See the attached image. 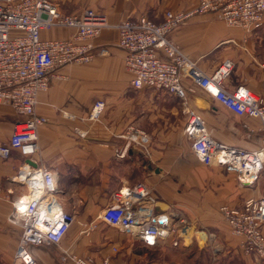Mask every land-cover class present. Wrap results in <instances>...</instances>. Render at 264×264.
Instances as JSON below:
<instances>
[{"label":"crops","instance_id":"1","mask_svg":"<svg viewBox=\"0 0 264 264\" xmlns=\"http://www.w3.org/2000/svg\"><path fill=\"white\" fill-rule=\"evenodd\" d=\"M50 1L64 14L82 16L90 10L104 16L111 27L87 43L111 48L108 55L95 54L89 64L60 68L50 89L38 97L36 112L47 123L38 132L35 160L55 173L60 203L75 221L60 244L30 247L36 263L75 264L72 258L81 257L92 264H103L105 259L127 264L120 253H113L114 247L126 243L147 250L163 245L165 241L147 246L101 219L113 192L139 183L152 190L158 202L156 212H188L193 220L210 221L209 225L216 228L210 235H224L228 246L258 259L243 252V238L233 233L221 208H239L249 199L263 198L264 171L252 184L245 185L239 173L203 164L184 131L186 110L190 109L206 121L215 140L253 150L262 138L260 121L236 115L187 78L183 79L189 92L186 108L166 91L134 89L132 75L125 68L126 53L115 46L119 39L115 26L121 22L146 17L161 23L167 11L188 12L198 0ZM75 35L76 30L71 28L42 32L44 40H70ZM169 38L208 74L231 61L233 70L225 89L233 91L244 85L264 100V25L247 33L228 26L215 14L196 15ZM99 100L105 102V110L92 121L90 115ZM19 119L15 111L0 106V145L9 142ZM132 133L148 138L146 149L124 138ZM125 149L126 156L119 157L118 152ZM25 162L18 151L8 159L0 158V264L12 263L20 241L21 228L11 216L14 201L29 193L18 176ZM90 225L96 228H88Z\"/></svg>","mask_w":264,"mask_h":264},{"label":"built area","instance_id":"2","mask_svg":"<svg viewBox=\"0 0 264 264\" xmlns=\"http://www.w3.org/2000/svg\"><path fill=\"white\" fill-rule=\"evenodd\" d=\"M204 14H215L228 26L251 32L264 25V0H198L188 12L167 11L161 23L145 17L127 19L115 26L119 32L115 46L126 53L125 68L132 75L134 89L166 91L186 108L189 92L183 79L187 78L236 115L260 121V146L249 150L215 140L203 118L186 110L184 132L197 158L207 166L239 173L242 183L250 185L264 171V100L244 85L233 91L225 89L224 83L233 70L231 61L208 74L169 38L188 19ZM109 27L102 15L90 10L82 16L65 15L50 0H0V106L20 117L13 125L9 142L0 145V158L8 159L18 151L26 160L18 176H24L22 181L29 187L28 195L13 203L11 219L20 226L21 236L11 264H37L30 247L60 244L75 221L60 203L55 173L35 160L38 132L47 123L37 114L36 106L39 95L50 89L60 68L88 64L95 54H109L110 45L95 48L87 43ZM54 28L75 29L76 35L70 40H44L42 32ZM104 110L105 102L97 101L90 120L97 121ZM124 138L147 148L148 138L143 133ZM126 149L118 156L125 157ZM157 203L152 190L143 183L123 187L112 193L101 219L138 237L147 246L155 247L172 236L178 243L179 232H186L187 219L156 212ZM221 212L233 233L243 238V252L264 260V197L249 199L239 208L223 206ZM72 259L75 264H92L85 258ZM103 264L114 263L105 259Z\"/></svg>","mask_w":264,"mask_h":264},{"label":"rangeland","instance_id":"3","mask_svg":"<svg viewBox=\"0 0 264 264\" xmlns=\"http://www.w3.org/2000/svg\"><path fill=\"white\" fill-rule=\"evenodd\" d=\"M205 124L213 137L206 121ZM182 214L187 219L188 226L186 232H179L181 238L178 243H175L177 242L175 236L166 240L163 245L147 250H141L135 244L127 245L123 243L119 247H114L113 253H120L122 260L127 264L130 262H133V264H264V260H261L258 256V259L247 257L235 246H228L224 235L218 237L210 235L216 229L215 226L209 225L210 221L204 219L193 220L188 212H182ZM88 228H96V225H90ZM201 235L205 240L200 241L202 239ZM146 253L147 256H145ZM135 254H141L142 258H134Z\"/></svg>","mask_w":264,"mask_h":264},{"label":"bare ground","instance_id":"4","mask_svg":"<svg viewBox=\"0 0 264 264\" xmlns=\"http://www.w3.org/2000/svg\"><path fill=\"white\" fill-rule=\"evenodd\" d=\"M19 179H21V180H24V176H22V177H19ZM190 234V233H189ZM189 237V236H188ZM190 238V237H189Z\"/></svg>","mask_w":264,"mask_h":264}]
</instances>
